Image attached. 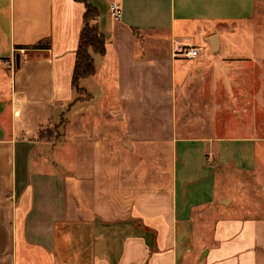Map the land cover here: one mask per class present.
<instances>
[{"label": "crops", "instance_id": "crops-1", "mask_svg": "<svg viewBox=\"0 0 264 264\" xmlns=\"http://www.w3.org/2000/svg\"><path fill=\"white\" fill-rule=\"evenodd\" d=\"M87 1L106 50L78 92L84 2L0 0V264H264V134H179L223 105L193 101L208 77L258 68L230 46L264 0Z\"/></svg>", "mask_w": 264, "mask_h": 264}, {"label": "rangeland", "instance_id": "rangeland-1", "mask_svg": "<svg viewBox=\"0 0 264 264\" xmlns=\"http://www.w3.org/2000/svg\"><path fill=\"white\" fill-rule=\"evenodd\" d=\"M240 37H242L240 42L243 52H248L247 47L249 43L252 44V54L259 58L258 68L251 70L249 62L251 59L238 62V65L234 61L227 63V66L221 68L225 72L219 74L216 91L209 87L216 79L211 80L208 77L203 84L207 86L208 92H203L192 100L213 104L217 102L223 105H183L185 109L179 110V117L192 124L179 125L180 135L181 133L182 135H193L222 131L227 134L239 132L264 134V7H257V14L250 29L241 28L233 36V40L236 42L232 40L231 54L237 52L238 41L236 38ZM260 65L262 66L259 67ZM235 103H242V105H235ZM247 103L253 105H245ZM199 118L210 122L211 125L193 124L194 121H202L201 119L197 120ZM214 121L222 123L215 125L213 124ZM238 182L235 185L234 183L229 185L232 187L233 196L236 195L235 190H237L236 187L238 188ZM242 185L245 186L243 180ZM198 227L201 228L200 225Z\"/></svg>", "mask_w": 264, "mask_h": 264}, {"label": "trees", "instance_id": "trees-1", "mask_svg": "<svg viewBox=\"0 0 264 264\" xmlns=\"http://www.w3.org/2000/svg\"><path fill=\"white\" fill-rule=\"evenodd\" d=\"M85 4L83 27L80 33L79 44L76 51V62L73 70L72 84L78 92L82 90L80 80L95 73L96 66L93 53L103 55L106 50V38L99 28V10L87 0H79ZM137 37L141 34L136 32ZM50 41L33 45V48L49 47ZM63 122V121H62ZM63 124V123H62ZM57 125L56 128H59Z\"/></svg>", "mask_w": 264, "mask_h": 264}, {"label": "built area", "instance_id": "built-area-1", "mask_svg": "<svg viewBox=\"0 0 264 264\" xmlns=\"http://www.w3.org/2000/svg\"><path fill=\"white\" fill-rule=\"evenodd\" d=\"M112 14L115 18H121L122 8L117 2L111 4ZM202 47L191 44H178L174 50L175 57L195 58L201 54Z\"/></svg>", "mask_w": 264, "mask_h": 264}]
</instances>
